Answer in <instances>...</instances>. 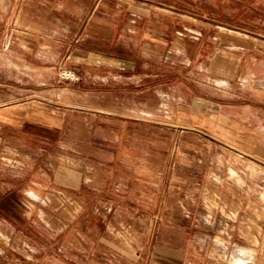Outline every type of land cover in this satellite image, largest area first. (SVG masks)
Listing matches in <instances>:
<instances>
[{"label":"crops","instance_id":"0c3cea01","mask_svg":"<svg viewBox=\"0 0 264 264\" xmlns=\"http://www.w3.org/2000/svg\"><path fill=\"white\" fill-rule=\"evenodd\" d=\"M63 69L80 81L62 86ZM181 70L200 77V93L191 84L181 90ZM166 135L184 150L180 165L199 161L202 169L172 218L173 239L165 238L163 221L153 241L165 154L154 160L149 150L158 155L170 143ZM56 139L61 150H99L103 166L93 165V186L85 172L75 184L64 167L40 188L89 193L99 198L89 212L127 214L130 228L85 215L75 226L77 242L61 243L67 256H45V264H147L149 257L203 264L206 248L198 243L211 241L218 225L207 197L224 193L223 184L212 187L216 155L264 158V0H0V154L44 152ZM27 177L3 183L1 195ZM109 196L122 200L108 204Z\"/></svg>","mask_w":264,"mask_h":264},{"label":"rangeland","instance_id":"374dc122","mask_svg":"<svg viewBox=\"0 0 264 264\" xmlns=\"http://www.w3.org/2000/svg\"><path fill=\"white\" fill-rule=\"evenodd\" d=\"M67 71L73 70H60L57 78L62 86L72 87L80 81V78L78 76L76 81L65 79L62 74ZM181 82L182 91L190 84L189 87H193L198 93L203 88L200 77L195 79L186 70H181ZM25 97L27 96L19 97L18 101H26ZM165 138H167L165 141H170V143L164 149L159 150L158 155L153 149L149 150L150 156H154V160L160 158V152L165 154L164 192L158 200L159 210L153 216V241L157 235L160 236L162 232L160 226L163 221L165 223V238L173 239L170 224L172 218L177 216L176 210L182 204L181 200L184 199V195H188L189 188L198 186L196 179L202 169L199 161H193L188 166L180 165L179 160L184 150L175 139L169 140L167 135ZM57 140L49 143L44 152L37 149L31 151L4 149L3 154H0V264H45V256H67L60 251L61 243L64 240L71 244L77 242L75 226L77 221L85 218V215H94L98 221L117 223L126 232L130 228L127 214H116L111 219L108 216L104 218L106 215L98 211L89 212L92 210L90 207L96 205L97 199H99L89 193L79 197L61 191L56 185H52L49 189L40 188L39 185L42 184L44 176L50 179L54 177L59 179L62 177L64 167L72 169L68 174L73 175L71 180L75 184L78 181V173L85 172V181L93 186L92 176L96 171L93 169V165L95 164L96 168L103 166L98 161V158L102 156L99 150L92 148L61 150L56 147ZM75 142L73 141V143ZM38 144H40L39 141L36 145ZM201 151L208 154V157L211 153L216 154L212 149L203 148ZM216 156L221 163L217 162L213 166V172L218 178L213 176L212 187L218 189L223 184L224 193L220 200L213 193H209L207 197L208 208L218 210L211 214L212 220L218 222V225L213 229L211 241L198 243V247L205 244L206 248V257L202 263L264 264V158H259L256 155H252L250 158L239 157L231 152L225 156L218 153ZM256 160H260L262 164L257 163ZM219 174L222 175L224 181L220 180ZM26 176L33 178L32 181L36 183V186L30 184L29 179H22L13 194L1 195V192H7V186L5 187L4 184H8V180ZM80 178L82 179V177ZM180 188L183 189L181 197L178 193ZM31 192L41 200H34L29 195ZM48 195L53 196L52 202L46 201L45 203ZM119 200L122 199L118 198L117 200L114 196L104 199L108 204H119ZM237 209L239 212L236 211ZM99 216L101 217L99 218ZM90 219L92 217L85 220ZM69 222L72 223L69 224ZM46 223H49V226ZM245 225L251 227L249 228L250 234L248 231L243 232L242 229ZM69 232H71V236L66 238ZM225 238H229V246L225 244V252L224 250L219 252V242L225 243ZM235 247H240L247 252L244 256L245 259L234 260ZM70 248L75 250L74 247ZM29 256H36V258L30 261ZM71 256L77 255L72 252ZM147 264L156 263L149 257ZM190 264L201 263L192 259Z\"/></svg>","mask_w":264,"mask_h":264},{"label":"bare ground","instance_id":"6f19581e","mask_svg":"<svg viewBox=\"0 0 264 264\" xmlns=\"http://www.w3.org/2000/svg\"><path fill=\"white\" fill-rule=\"evenodd\" d=\"M225 249V248H224ZM220 252V251H219ZM247 252L244 249L240 248H234V260L240 261L242 259H245L244 256H246ZM233 260V259H232ZM244 262V261H243ZM239 264V263H238ZM241 264V263H240ZM246 264V263H244Z\"/></svg>","mask_w":264,"mask_h":264},{"label":"built area","instance_id":"2783aa9c","mask_svg":"<svg viewBox=\"0 0 264 264\" xmlns=\"http://www.w3.org/2000/svg\"><path fill=\"white\" fill-rule=\"evenodd\" d=\"M65 73V75H63ZM62 74V77L69 80H78V75L74 71H67Z\"/></svg>","mask_w":264,"mask_h":264}]
</instances>
